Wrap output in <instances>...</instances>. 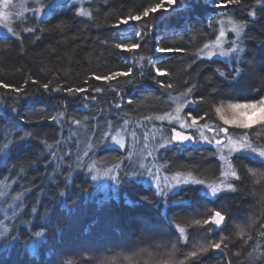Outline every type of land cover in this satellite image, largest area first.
<instances>
[{"label": "trees", "instance_id": "obj_1", "mask_svg": "<svg viewBox=\"0 0 264 264\" xmlns=\"http://www.w3.org/2000/svg\"><path fill=\"white\" fill-rule=\"evenodd\" d=\"M51 1L40 0L37 6L46 10ZM145 3L62 0L50 12H42L35 11L38 8L31 2L25 14L17 15L11 23L20 38L0 34V82L28 93L16 94L11 87H0V264H166L169 260L179 264L184 253L208 247L221 236L228 238L225 252L209 247L185 264H252L248 253L253 257L264 253V236L258 235L264 230V179L261 185H254L251 180L255 178L250 177L247 188L241 189V193L255 190V196L221 193L213 198L206 191L208 184L220 181L219 171L226 167L219 160L221 150L207 144L198 146L197 142L193 147L168 146L170 127L179 130V125L158 119L174 114L178 104L203 95L205 103L187 104L181 116L185 118L192 111L205 116L201 124L215 126L222 124L215 113L219 103L258 99L264 94V90L252 91L264 68V5L242 0L224 8L223 0H177L170 11L155 13L139 37V25L134 22L116 27ZM253 7L258 17L242 33V37H252L243 40L244 52L234 53L229 60L199 55L204 44L219 35L221 19L251 20L248 12ZM81 11L85 15H80ZM28 27L37 31H24ZM137 40L141 48L134 54L114 47L120 41ZM159 47L184 51L165 54L157 51ZM237 55L245 62L244 75L239 82L230 83L219 77L216 69L227 72L241 66ZM129 66H133L130 76L112 81L94 79L126 71ZM155 67L167 75L156 76ZM141 70L143 76L138 74ZM157 79L172 83L173 88L166 91ZM49 81L50 90L45 92L40 85ZM193 85L196 90L187 93ZM56 86L84 87L87 91L76 95L51 91ZM213 86L220 91L209 95ZM97 87L102 91L95 92ZM128 100L133 102L128 104ZM75 119L81 124H74ZM118 130L126 136L125 148L111 145V135ZM235 155L230 158L241 175L245 171L242 165L257 171L256 178L264 173L254 156L236 161ZM127 164L145 174L148 168L154 172L159 168L160 178L175 171L182 175L191 172L205 184L180 185L157 196L153 177L143 179L145 174L120 184L110 178L106 187L92 179L108 169L119 177ZM168 168L172 170L166 171ZM236 184L239 187V182ZM222 205L230 214L226 228L195 225V220L223 210ZM169 220L186 228L187 245L177 242ZM236 224H244L253 240L245 244L235 234ZM208 228L213 230L208 232ZM36 231L43 235L36 237ZM152 234L170 236L171 241L159 249L148 242ZM13 236L20 238L13 240ZM129 256L131 262L125 259Z\"/></svg>", "mask_w": 264, "mask_h": 264}, {"label": "snow or ice", "instance_id": "obj_2", "mask_svg": "<svg viewBox=\"0 0 264 264\" xmlns=\"http://www.w3.org/2000/svg\"><path fill=\"white\" fill-rule=\"evenodd\" d=\"M242 0H223V3L221 4V7H228L230 5H238L241 4ZM177 4V0H155V2H149V0H146V3L141 6V9L136 12L134 15H127L123 17L119 24L116 25L117 28L122 25H128L130 23H135L139 25V31L136 33V35L139 37L144 34V32L149 28L152 19L154 17L155 13H158L160 11H170L175 5ZM258 5H264V0H257ZM13 7L12 0H0V23H3V26L7 29L9 33H11L12 36L19 39V34L12 30L8 26V23H5L6 21H10L13 13L9 11ZM43 9H35V11H42ZM80 15H85L83 11H81ZM87 15H91L88 13ZM248 16L251 17V20H243L241 23H236L235 21L232 22L233 24V31L236 33V39L232 40L228 44V50L225 51L223 47H221L220 55H229L231 53H242L245 51V48L242 47V42L244 39H249L252 37H247L246 34L242 37V33H244V29L248 27L250 24L253 23V21L258 17V13L256 11V8L253 7L251 11L248 12ZM143 23L141 24V22ZM24 31L28 33H34L37 31L36 28L28 27L25 28ZM226 35L223 28L220 29L219 35L215 38V45L221 46V40ZM36 39H39V37H36ZM264 42V41H262ZM107 43V41H105ZM114 47L116 49H119L123 52L127 53H135L136 50L141 48V43L137 41L132 42H125L120 41L114 44ZM204 48L208 49L209 45L204 44ZM160 53H179L183 52L184 49L182 48H175V47H159L157 49ZM217 53L215 51H210L208 53V58L211 59L214 57ZM237 60L240 62L241 66L234 67L231 70L225 72L221 71L219 68L216 69V73L219 77H221L223 80H227L230 83H236L239 82L243 75H244V60L242 57L237 55ZM134 66V65H133ZM129 66L126 71H113L110 74L107 75H96L94 77L95 80H104V81H112L116 79L117 77L122 76H130L132 74V67ZM156 76L163 77L166 76L167 73L163 71L160 67H155L154 69ZM140 76H143L144 73L141 70L138 73ZM257 83L252 88L253 92H261L264 90V87H261L259 85H264V68L260 70V75L256 78ZM156 82L160 85L161 88H164L166 91L173 88L172 83H162L159 79L156 80ZM28 81H25V84H27ZM32 83H37L36 81H32ZM51 82L43 83L40 85V87L45 91L48 92L50 90ZM0 87L2 88H10L11 90L16 93L20 94L23 93L24 95H28L27 92H24V89L22 87H12L7 83L0 82ZM196 90V86L193 85V87H189L187 89V93L191 94ZM51 91L54 92H61L66 91L70 95H76L79 93H84L87 91L84 87H67L63 88L61 86H56L51 88ZM95 92L99 93L102 91L101 88L97 87L94 90ZM220 90L219 88L213 86L211 88V92L209 95H212L213 93H218ZM19 98V95L17 96ZM95 99V97H93ZM133 101L128 100L127 103L131 104ZM206 102V99L203 95L199 97V99H194L192 101H188L187 104L192 105H199ZM186 103H180L175 109V115L171 113H167L164 116L158 117L160 120H169L170 124L172 125H179V130L175 126L170 127V136L169 139L166 141V144L173 145V144H184L185 142H191L195 141L197 143H204L207 145L215 146L217 149H220L219 154V160L223 161L226 165V167L222 168L219 171V177H220V183L219 185L214 184H208L207 188L210 190L211 195L213 198L219 196L221 193H239L241 195L247 194V195H256V191L253 190L251 192L247 193H241V189L247 188V181L249 178H255L251 180V183L254 185H261V180L264 179V173H261L260 178H256L258 176L257 171L253 170L252 168H246V166H241L245 169L244 174L241 175L238 173V170L236 167L233 166V162L229 157H231L234 153L238 154L235 155L236 161H242L245 159H249L250 157L254 156L256 158V161L260 162L262 167H264V136L261 135L262 132H264V94L260 95L258 99H252V100H244V101H236L231 100V102L227 103H219V106L215 108V113L219 115V120L222 121V124L219 122L216 123L215 126L209 125L207 123L201 124V121L205 119L204 115H197L194 114L192 111H189L185 118H181L180 113L184 110V108L187 106ZM119 107V106H117ZM148 119H152L149 117ZM51 120L56 121L57 116H51ZM190 121V122H189ZM73 123L76 125L81 124L80 119L73 120ZM231 126V127H229ZM259 126V127H257ZM256 128L257 130L252 133L249 130ZM186 129H191L193 131L189 132L186 131ZM209 134H206V131ZM235 137V138H234ZM24 137H21L20 139H23ZM117 144H120L121 147H123V142L120 140L116 141ZM51 147V146H49ZM161 147H164V145H161ZM227 148V155L223 153V149ZM85 156L88 155V152L84 153ZM149 156L152 155L151 152L148 153ZM213 156L216 155V152L212 153ZM182 167V166H178ZM219 167V166H218ZM166 171L172 170L171 168L165 169ZM88 171H92V168H89ZM146 174L150 177H153L155 183H156V195L162 196L167 195L168 192L175 189L177 185H204L205 181L203 179H197L195 178L191 172L188 173V175L185 177L182 175L180 171H175V174L172 176V180L175 181V184L171 188H162L160 183V176H159V168L156 169L154 172L151 168H148L145 170ZM131 174V175H130ZM144 172H137L135 167L131 164H127L125 166V169L120 173L119 177L115 174H112V169H108L104 175L110 177L112 180H114L117 184H120L121 182L128 181L129 177H135L137 175H144ZM93 180L98 179V176L94 175L92 176ZM165 181H167V177L164 178ZM236 182H239V187L237 186ZM262 188H264V185H261ZM63 195V193H61ZM146 201L149 199V197L145 196L143 197ZM264 199V197H262ZM127 203H130V201H126ZM223 210H214L211 212L210 215H208L203 220L197 219L195 220V225L202 226V225H213L216 228H219L221 225H224L225 228L227 227V224H225L226 221H229V210L224 209L223 205L221 206ZM33 212L36 211L35 207L32 209ZM232 221V220H231ZM230 221V222H231ZM251 223H254V220L250 218ZM168 223L174 228L175 230V236L177 242H183L185 245H187L188 241V235L186 232L185 227H181L179 224L175 223L173 220H169ZM251 223L248 225V227L251 226ZM236 235L244 241L245 244L248 243V241L253 240V236L248 234L245 231V225L244 224H236ZM178 230V232L176 231ZM213 229L208 228L206 231L211 232ZM223 231L224 229H220ZM36 237H40L43 235L41 231H36L34 233ZM259 236H264V230L260 231L258 233ZM245 236L247 239H245ZM19 236H13V240H19ZM226 237L221 236L218 241L212 242L209 244L208 247H204L197 250H193L187 253H184V261H180L179 264H185V261L193 260L195 261L196 258H198L203 253L207 252L209 250V247L214 250H219L221 253L225 252V249L227 247L226 245ZM141 242H144L143 234H141L140 237ZM171 241V237L167 235H157L152 234L151 239L148 241L149 243H152L154 247H157L159 249H163L164 247H167ZM224 245V247H222ZM172 248H175V244H171ZM258 247V246H257ZM256 249L254 248L253 251ZM249 257L252 258V264H257V261H264V253H261L259 256L253 257L252 252L248 253ZM126 260L131 262L132 257H125ZM166 264H172V261L169 260L166 262ZM202 264V262H201ZM227 264H230V261L227 262Z\"/></svg>", "mask_w": 264, "mask_h": 264}, {"label": "rangeland", "instance_id": "obj_3", "mask_svg": "<svg viewBox=\"0 0 264 264\" xmlns=\"http://www.w3.org/2000/svg\"><path fill=\"white\" fill-rule=\"evenodd\" d=\"M39 1L40 0H12L13 7L11 9H9V11H11L13 13V15H12L10 21H6L5 23H8V26L10 28H12L11 27V23H12L14 17H16L17 15L18 16L24 15L25 12L28 9V3L33 2V3L36 4V7L38 9H41L40 7L37 6L39 4L38 3ZM60 1H62V0H52L51 3L45 7L46 10H43L42 12H44V11L50 12V8L53 7L56 2L58 3ZM233 21H235V20L232 19V18H223V19L220 20V28H219V31H220L221 28H223V30L226 33L225 37L222 38V40H221V46H216L215 45V40L207 43L209 45V48L208 49L203 48L199 52V55L201 57L208 58V53L210 51H215L217 53L212 58H224V59H228L229 60V59H231L233 57L234 53H231L229 55H220L221 47H223V49L225 51H227L228 50V44H229V42L236 39V33L232 30L233 29V24H232ZM235 22L236 23H239L237 21H235ZM0 34H2V35H11V33H9L7 31V29L3 26V23H0ZM173 115H175V112H174ZM180 116H181V113H180ZM181 118H183V117L181 116ZM206 134H209V133H207V131H206ZM117 140H120V141L123 142V147H121L120 144H117L116 143ZM125 144H126V136H125L123 130H118V131H115L114 133H112V135H111V145L112 146L119 147V148H125ZM201 145H204V143H200V144L198 143V146H201ZM223 153L225 155L228 154L227 153V148H224L223 149ZM229 159H231V158L229 157ZM96 176H98V179H96L97 183L102 184L104 187H106L109 184L110 177L105 176L104 174L103 175L102 174L100 175L99 173L96 174ZM172 176H173V174L172 175L167 174L165 176H161L160 183H161V187L162 188H171L175 184V181L172 180ZM183 176L186 177L187 175H183ZM165 177L168 178L167 181H165V179H164ZM145 178H147V180L150 179L147 174L144 175L143 179H145ZM151 179H152V177H151ZM143 181L146 182V183H148L146 180H143ZM219 183H220V181L213 182L212 184L219 185ZM153 184L156 185L155 181L153 182ZM181 186H183V184H181ZM181 186L180 185H177L175 187V189H173V190L175 191L178 188H180ZM206 192H207L208 195H211V192H210L209 189ZM150 230L152 231V230H154V228L149 229V231Z\"/></svg>", "mask_w": 264, "mask_h": 264}, {"label": "water", "instance_id": "obj_4", "mask_svg": "<svg viewBox=\"0 0 264 264\" xmlns=\"http://www.w3.org/2000/svg\"><path fill=\"white\" fill-rule=\"evenodd\" d=\"M184 144H186L187 147H193L196 144V142L195 141H191V142H185Z\"/></svg>", "mask_w": 264, "mask_h": 264}]
</instances>
